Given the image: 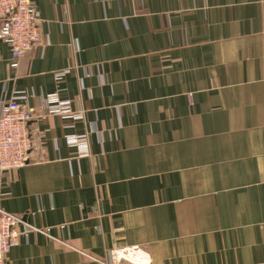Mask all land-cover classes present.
<instances>
[{
	"label": "crops",
	"instance_id": "crops-1",
	"mask_svg": "<svg viewBox=\"0 0 264 264\" xmlns=\"http://www.w3.org/2000/svg\"><path fill=\"white\" fill-rule=\"evenodd\" d=\"M31 3L42 45L15 68L0 41V107L44 114L59 94L82 118L34 119L46 161L0 177V208L40 230L6 264L135 247L151 264H264V0Z\"/></svg>",
	"mask_w": 264,
	"mask_h": 264
},
{
	"label": "built area",
	"instance_id": "built-area-1",
	"mask_svg": "<svg viewBox=\"0 0 264 264\" xmlns=\"http://www.w3.org/2000/svg\"><path fill=\"white\" fill-rule=\"evenodd\" d=\"M41 15L32 6L31 0H0V41L12 54L11 62L17 67L19 60L28 52L42 45L40 32ZM65 74L59 73L61 78ZM43 112L18 100L3 103L0 107V177L19 171L29 165L46 161L43 143L32 139L29 125L36 118L56 115L66 119H81L82 113L72 111L69 101L61 100L59 94H52L42 100ZM86 135L67 138L70 145L86 143ZM37 153L33 160L31 154ZM40 231L24 226L23 218L9 214L0 208V264H6L7 255L29 238L30 233ZM110 264H151L138 248L113 251Z\"/></svg>",
	"mask_w": 264,
	"mask_h": 264
}]
</instances>
